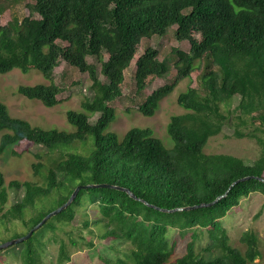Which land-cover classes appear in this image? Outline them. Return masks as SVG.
<instances>
[{"label": "trees", "instance_id": "obj_1", "mask_svg": "<svg viewBox=\"0 0 264 264\" xmlns=\"http://www.w3.org/2000/svg\"><path fill=\"white\" fill-rule=\"evenodd\" d=\"M29 7L30 14L22 20L14 18L0 25V73L14 68L40 71L51 80L49 84L20 85L18 92L51 107L60 102L63 91L53 75L65 62L89 74L94 95L83 101L81 110L67 111L68 122L76 128L72 132L46 129L14 117L0 100V132H4L0 154L10 148L12 155L21 156L25 151L18 146L30 143L60 151L59 157L48 156L47 164L39 161L33 165L44 184L9 182L10 188L24 190L22 199L11 207L14 215H21L42 195L57 194L61 205L76 184L111 183L168 209L211 202L229 190L211 206L163 212L124 189H82L58 216L71 221L77 206L85 201L98 204L95 223L104 230L102 237L133 244L126 257L108 260V264H172L175 243L168 238L170 227L193 230L186 252L173 264H252L260 257L254 231L241 235L244 250L233 247L220 219L252 192L264 194V181L256 178L231 187L247 175L264 177V0H34ZM172 25H177L175 37L188 41L190 49H173L178 56L174 80L154 89L138 110L154 115L180 78L199 72L204 93L194 86L180 93L177 101L187 111L172 115L168 123L174 145L166 146L149 127H132L123 138L113 131L104 133L115 118L110 103L122 95L125 70L133 61L137 92L167 73L169 67L159 59L158 49L147 46L141 53L140 45L144 39L165 35ZM88 56L100 60L105 81ZM198 59L203 67L195 65ZM236 96L240 100L231 108ZM96 113L99 116L92 122ZM227 124L233 127L234 136L257 141L261 146L258 158L249 162L234 154L205 152L209 139ZM88 135L94 137V144L87 152L61 148L84 141ZM7 200L0 170L1 206ZM198 229H207L211 239L202 251L220 254L206 257L197 252ZM28 253L23 264H42L38 246L31 244ZM70 258L67 244L62 242L59 264Z\"/></svg>", "mask_w": 264, "mask_h": 264}, {"label": "rangeland", "instance_id": "obj_2", "mask_svg": "<svg viewBox=\"0 0 264 264\" xmlns=\"http://www.w3.org/2000/svg\"><path fill=\"white\" fill-rule=\"evenodd\" d=\"M33 2L34 0H0V25L7 24L14 18L22 20L30 14L29 5ZM176 28L177 25H172L165 35H154L142 41L140 52L142 53L147 46L157 48L159 59L164 61L169 69L164 76L153 80L142 92H137L134 79L136 64L133 61L130 67L125 70L122 95L110 103L115 109V118L104 133L113 131L123 138L132 127H149L166 146L174 145V141L168 133V123L172 115L187 111L177 101L180 93L186 91L189 86L197 87L204 93L200 84L199 72L193 73L191 77L180 78L174 90L161 101L154 115H144L138 110V107L154 89L174 80L176 76L175 63L178 56L173 52V49L179 48L184 51L190 49L188 41H179L175 37ZM103 58L106 59V56L104 55ZM88 61L96 65L100 79L105 81L101 72L100 60L97 57L88 56ZM201 62L198 59L195 65L203 67ZM53 81L61 86L63 91L59 95L60 102L49 107L40 100L27 98L18 92L20 85L49 84L51 80L47 79L40 71L31 69L28 72H23L19 68H14L7 73H0V100L7 105L12 116L28 120L33 125L46 129L58 128L70 132L75 131L76 128L68 122L66 113L69 109L81 110L83 101L94 95L92 80L87 72H81L63 62L55 69ZM239 100L240 97L236 96L232 101L231 108H234ZM224 108L226 109L225 106ZM98 116L99 113L92 115L91 121L95 122ZM3 133L0 132V140ZM93 144L94 137L88 135L84 141H75L68 145L62 144L61 148L68 151L78 149L87 152L88 148L93 147ZM18 149H24L25 152L21 156H14L10 152L11 149L8 148L0 154V170L4 174L8 193L7 202L2 206L0 204V245L26 235L45 212H50L60 206L57 194L42 195L37 198L32 207L25 208L21 215H14L11 207L22 199L24 190L10 188L9 182L19 180L44 184L43 178L35 174L34 163L41 161L47 164L48 156H60L59 150L50 151L44 145L30 143L18 146ZM205 152L234 154L251 162L259 157L261 146L253 138L234 136L233 127L227 124L219 134L209 139L205 146ZM39 154H42L43 157H39ZM75 210L76 214L73 220L65 221L59 219L58 214L54 215L35 230L29 239L1 249L0 264H23V256L31 254L28 253L31 250V244L38 246L42 264H59V248L62 242L67 244L71 257L63 264H108V260L124 258L130 253L133 248L130 241L102 237L104 230L95 223V219L99 216L98 204L85 201ZM86 221H88L87 224ZM220 221L228 230L230 245L243 250L246 245L240 241L241 235L246 230L254 231L259 237L262 254L252 264H264V194L262 192H252L248 197L241 199L240 204L233 207ZM192 233V229L182 232L177 227H170L168 238L172 243H175V249L169 263L173 264L177 257L186 252L187 244L192 239ZM197 233L199 234L196 240L197 252H202L206 257L220 254V251H214L212 255L203 252L202 249L211 242L210 235L207 229H198Z\"/></svg>", "mask_w": 264, "mask_h": 264}, {"label": "water", "instance_id": "obj_3", "mask_svg": "<svg viewBox=\"0 0 264 264\" xmlns=\"http://www.w3.org/2000/svg\"><path fill=\"white\" fill-rule=\"evenodd\" d=\"M252 178H256V179H259L261 181H264V177L255 176V175H247V176H244V177H241V178L237 179L235 182H233V184L231 185V187L234 186L238 182L245 181V180L252 179ZM97 187H114V188L124 189L127 192H129L130 195L132 197H134L135 199L143 200V199L137 197L135 194H133L130 191V189L124 188V187H121V186H116V185H113L111 183H88V184H79V185L76 186V188L74 189V191L72 192V194L70 195V197L68 198V200L66 202H64L63 204H61L56 209H54V210L50 211L49 213H47L43 217V219L40 222H38L26 235H24L22 237H19V238H16L14 240H10L8 242H5V243L1 244L0 245V250L3 249V248L8 247L10 245L17 244V243H20V242H23V241L29 239L33 235V233L35 232V230H37L43 224H45L48 219H50L52 216L57 215V214L61 213L62 211H64L75 200V198L78 196L79 192L82 189L97 188ZM228 191L229 190H227L224 194L219 195L215 200H213L211 202H202V203L195 204V205H189V206L178 207V208H173V209L162 208L160 206L151 204L148 201H145V200H143V201L146 204L150 205L151 207H154V208H156V209H158L160 211H163V212H174L176 210H191V209L201 208V207H207V206H211V205L215 204L221 198H223L224 196H226V194L228 193Z\"/></svg>", "mask_w": 264, "mask_h": 264}]
</instances>
